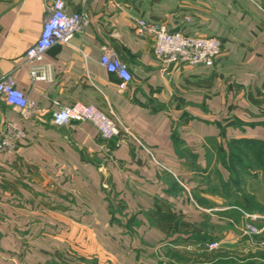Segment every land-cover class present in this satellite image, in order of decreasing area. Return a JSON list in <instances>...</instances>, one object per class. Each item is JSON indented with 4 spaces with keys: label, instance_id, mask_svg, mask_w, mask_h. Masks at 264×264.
<instances>
[{
    "label": "crops",
    "instance_id": "obj_1",
    "mask_svg": "<svg viewBox=\"0 0 264 264\" xmlns=\"http://www.w3.org/2000/svg\"><path fill=\"white\" fill-rule=\"evenodd\" d=\"M64 1L89 22L43 54L50 79L33 80L24 53L45 2L0 0V75L34 107L24 115L0 95L12 141L0 152V264H264L253 153L264 148V0ZM141 18L216 37L220 52L210 66L164 63ZM104 50L130 70L126 91ZM74 102L117 118L125 141L88 121L54 125Z\"/></svg>",
    "mask_w": 264,
    "mask_h": 264
},
{
    "label": "built area",
    "instance_id": "obj_2",
    "mask_svg": "<svg viewBox=\"0 0 264 264\" xmlns=\"http://www.w3.org/2000/svg\"><path fill=\"white\" fill-rule=\"evenodd\" d=\"M46 13L41 31L36 40L24 53L25 62L30 66L29 75L33 80H49L48 66L41 64L43 54L54 44H68L72 38L83 31L89 22L88 14L84 10L69 13L64 0H44ZM137 30L151 35L154 39V52L164 63L205 65L213 64L220 52V41L216 37H197L172 31L166 24L138 19ZM100 64L118 78V90L126 91L132 80V74L126 64L121 62L115 54L104 50L100 57ZM0 95L7 106L29 115L34 109L32 102L25 93L17 88L10 75H0ZM71 121H88L99 131L104 140L116 139L120 144L129 134L128 128L117 118H112L102 109L84 102H74L62 106L52 114V122L56 126H63ZM0 129V152L12 146L10 137L2 136ZM246 230L251 234H258L253 225H247ZM262 244V243H261ZM264 247V242H263ZM208 249L218 247V242L206 244Z\"/></svg>",
    "mask_w": 264,
    "mask_h": 264
},
{
    "label": "rangeland",
    "instance_id": "obj_3",
    "mask_svg": "<svg viewBox=\"0 0 264 264\" xmlns=\"http://www.w3.org/2000/svg\"><path fill=\"white\" fill-rule=\"evenodd\" d=\"M260 194H261V193H259V195H260ZM262 197H263V196L260 195V198H258L257 201H258L259 203H261V204L264 205V197H263V198H262ZM263 231H264V230H263ZM260 234H261V233H260ZM258 242H259L258 244H259V248H260V249H259V250H260V251H259L260 256H262V258L264 259V247H263V245H262L263 242H264V233H262V236L258 238ZM261 243H262V244H261ZM257 255H259V254H258V250H257ZM263 262H264V261H263Z\"/></svg>",
    "mask_w": 264,
    "mask_h": 264
},
{
    "label": "trees",
    "instance_id": "obj_4",
    "mask_svg": "<svg viewBox=\"0 0 264 264\" xmlns=\"http://www.w3.org/2000/svg\"><path fill=\"white\" fill-rule=\"evenodd\" d=\"M255 153L256 156V162L260 163V165L263 167V171H264V148L261 149L260 151L257 150ZM259 166V165H258Z\"/></svg>",
    "mask_w": 264,
    "mask_h": 264
}]
</instances>
